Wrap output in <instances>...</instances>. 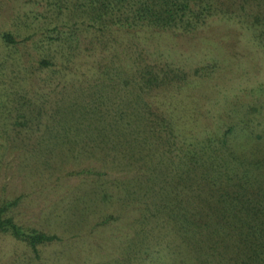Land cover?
I'll use <instances>...</instances> for the list:
<instances>
[{"label":"rangeland","instance_id":"374dc122","mask_svg":"<svg viewBox=\"0 0 264 264\" xmlns=\"http://www.w3.org/2000/svg\"><path fill=\"white\" fill-rule=\"evenodd\" d=\"M103 1L0 0V206L18 198L8 215L58 236L41 248L40 264H219L185 242L171 209L143 212L157 198L141 172L124 173L133 162L110 172L117 182L123 173L119 183L86 180V153L100 152L86 147V91L142 61L177 76L147 98L171 124L176 163L222 143L243 159L264 158V41L255 20L264 1L177 0L188 7L171 26L132 22L144 0H111L106 14ZM170 198L169 207L179 202ZM26 253L0 234V264H23Z\"/></svg>","mask_w":264,"mask_h":264},{"label":"trees","instance_id":"16d2710c","mask_svg":"<svg viewBox=\"0 0 264 264\" xmlns=\"http://www.w3.org/2000/svg\"><path fill=\"white\" fill-rule=\"evenodd\" d=\"M112 3L104 0L100 12L108 13ZM187 7L177 0H144L132 11L131 20L176 25ZM255 20L261 27L258 36L264 41V14ZM2 37L8 44L15 43L9 33ZM134 61L133 67L122 65L108 79H98L92 93L86 91V147L100 151L86 153V180L115 179L110 172H118V161L133 162V170L124 173L136 177L141 172L146 194L157 198L153 208L145 204L143 212L161 215L162 210L171 209L185 242L192 241L193 250L200 253L211 250V258H218L219 264H264V158L243 159L226 151L222 143L223 148L213 146L207 152L186 154L176 163L171 124L147 98L177 76ZM122 174L118 182L115 179L117 183ZM172 192L179 202L169 207ZM18 203L16 198L0 206V234L27 249L23 264H40L41 248L59 238L18 224L8 215ZM14 264L21 263L16 260Z\"/></svg>","mask_w":264,"mask_h":264}]
</instances>
